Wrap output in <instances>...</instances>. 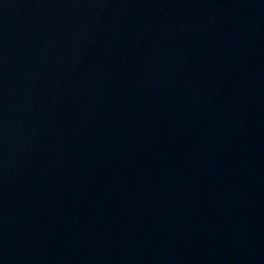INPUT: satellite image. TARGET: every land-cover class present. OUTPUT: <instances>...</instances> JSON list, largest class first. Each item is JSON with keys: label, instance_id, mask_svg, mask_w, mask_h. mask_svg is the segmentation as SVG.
<instances>
[{"label": "water", "instance_id": "water-1", "mask_svg": "<svg viewBox=\"0 0 264 264\" xmlns=\"http://www.w3.org/2000/svg\"><path fill=\"white\" fill-rule=\"evenodd\" d=\"M0 264H264V0H0Z\"/></svg>", "mask_w": 264, "mask_h": 264}]
</instances>
